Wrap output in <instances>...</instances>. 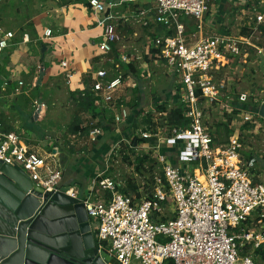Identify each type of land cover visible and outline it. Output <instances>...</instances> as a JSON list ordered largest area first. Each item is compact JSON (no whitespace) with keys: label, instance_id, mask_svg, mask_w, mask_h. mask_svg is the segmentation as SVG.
Masks as SVG:
<instances>
[{"label":"built area","instance_id":"1","mask_svg":"<svg viewBox=\"0 0 264 264\" xmlns=\"http://www.w3.org/2000/svg\"><path fill=\"white\" fill-rule=\"evenodd\" d=\"M86 1L102 15L104 23L98 47L106 65L94 72L90 85L95 106L100 111L110 110L115 126L127 122L131 107L122 92L125 88L132 91L138 82L130 72L125 77L123 65L133 62L142 77L147 76L149 63L162 64L176 78L174 92L189 120L187 125H171L167 111H157L163 118L164 135L152 113V122L145 126L150 128H140V132L113 143L109 160L126 144L137 155H148L154 162L152 169L149 162L145 163L142 171L151 172L143 183H137V191L123 192L127 183L107 175L108 166L96 174L88 194L81 199L89 218L95 221L94 235L100 248L122 264H264L259 252L264 251V181L258 172L259 158L264 156L247 158L239 135L216 141V126L214 120L210 121L216 108L224 110L221 120H227L224 114L234 111V102L248 100L247 92L233 95L229 91L228 76L223 78V72L233 68L231 62L237 59L246 62L253 54L264 57V10L256 12L264 0L250 6L247 33L217 31L203 35L187 33L180 17H194L200 30L209 0H152L150 8L139 11V22L163 24L174 33L152 36L143 56L128 50L131 47L118 28L119 16L109 10L112 3ZM51 35L52 29L46 28L44 36ZM15 38V31L0 26V54L13 46ZM24 39L29 40L27 33ZM67 63L61 62L64 67ZM167 102L170 107L172 102ZM84 114L83 118L89 119H84V124L90 125L88 134L71 136L95 143L105 132L99 120L106 116ZM241 115L255 126L254 116L260 117L259 110ZM137 137L147 140L139 142ZM179 143L184 146L176 163L164 146ZM60 155L58 144L45 153L31 148L20 131L4 130L0 119V159L21 166L44 191L54 193L64 185ZM97 187L110 194L97 198ZM66 192L79 197L74 186Z\"/></svg>","mask_w":264,"mask_h":264},{"label":"crops","instance_id":"2","mask_svg":"<svg viewBox=\"0 0 264 264\" xmlns=\"http://www.w3.org/2000/svg\"><path fill=\"white\" fill-rule=\"evenodd\" d=\"M8 1H11L14 5L13 7L9 6L10 10H8L15 17V21L18 20V27L13 30L16 33L13 45L23 46L25 65L20 64L16 68L7 70L8 74L0 88V119L5 124L13 127L10 131H20L31 148L45 153L52 149L54 145L61 144L60 136H57L60 127V117L57 116L58 111L54 109L49 114L50 125L47 126L48 130L45 135V138L48 139L47 142H44L45 140L41 136H37V132L33 128L23 122L21 112H19L22 110L15 108L14 98L17 95H22L24 97L22 104L25 103V107L33 110H31V120L40 121L44 120L46 111L43 112V110H46L48 106L42 98H29V94L34 88H38L39 85L43 84L52 87L53 79L65 80L69 92L78 93L86 87H90L94 72L106 65L98 47L102 38L104 23L101 19L102 15L90 7L86 0ZM104 1L112 3L108 4V7L111 13H117L119 16L116 18L119 24L118 28L124 36L128 34V37L131 38L130 42L127 41L129 44L125 43L131 48L135 47L138 44L137 40L140 38V32L137 25H135V23H139V11L150 8L152 0ZM254 4H256L255 0H209V11L204 17L202 28L191 30V27L187 24L186 32H195L197 35L217 31L235 34L234 29L238 24H241L239 33H242V29L247 27L250 21L251 11L249 8L252 10L250 6ZM259 4L260 2L256 5ZM144 27L148 31L145 32L143 43L145 47L152 36L164 33L165 30H157L158 24L153 21H150L148 25H144ZM46 28L52 29V35L49 38L44 36ZM23 29L24 32H22ZM17 32L19 35H17ZM24 33L28 34L29 40L24 39ZM262 42L264 43V40ZM45 43L47 48L43 50ZM63 60L68 62L65 67L61 64ZM231 66L237 68V62L234 61ZM42 67L44 68V76L42 81L39 82ZM6 81H8L7 84H5ZM19 81H23V84L19 85ZM17 87L19 91H16ZM132 92L134 91L132 90ZM84 115L82 113V117ZM58 140L59 142H55ZM182 146H184L182 143L175 146L166 145L164 150L172 156L174 162L179 163L178 159L179 154L182 152ZM63 154L68 155L63 150L61 151L60 159L65 170L72 165L70 167L74 168L75 171H64L62 183L74 187L81 184L84 187L83 192L80 188H76L79 191V197L84 198L88 194L96 174L102 171H99L100 168L97 171H82V168L78 167L79 162H72V164L69 160L64 161ZM106 174L110 175V173ZM136 183L139 184L137 181ZM94 194L97 198L108 195L107 192L98 187L95 189ZM90 222L94 231L95 221L90 218ZM95 239L97 241L96 237Z\"/></svg>","mask_w":264,"mask_h":264},{"label":"rangeland","instance_id":"3","mask_svg":"<svg viewBox=\"0 0 264 264\" xmlns=\"http://www.w3.org/2000/svg\"><path fill=\"white\" fill-rule=\"evenodd\" d=\"M4 1L6 0H0V7L4 5ZM0 9L2 13L0 17V26L12 30L17 29L18 20L15 21V17L11 15L9 7L6 8L3 6V8ZM257 10H264V4L262 5V7L258 6L256 12ZM183 16H185V20L187 23H189V26L193 27L191 24V22L194 21L193 18H190L191 16ZM135 25H137V29L140 32V38L137 40L138 44L135 46L136 48L132 47L128 50L133 53L141 54L143 56L146 49L145 46H143V43L145 41V32L148 31L141 22L135 23ZM241 26V24H238V26H236V28L234 29L235 34H238L240 32ZM17 35H19L18 32ZM128 36L129 35L126 34L124 38V41L127 44H129L128 42H130L131 39ZM24 55L25 52L22 45H13L12 47L7 48L3 53L0 54V88L4 84L5 78L8 74L7 70H11L12 68H16L20 64H24ZM236 62L238 67L230 68L227 71L223 72V78H226V76H228V81H226V84L228 85L229 91L233 95L243 91L248 93V100L245 103L247 107H242L241 110V114H243L245 111H252L253 105H255L256 103L258 105L260 104V106L263 103L264 57L260 56L259 59L253 54L247 58L246 62L241 59L239 61L237 59ZM139 76L140 75L135 77ZM147 76L141 77L142 88L140 91V96L138 98V101L140 103L138 107L140 108L131 105V101H133L134 96L138 93L135 94L127 88H125L122 92V97H125V99H127V102L129 101V105H127L131 107V114H134L133 108H135L137 111L142 109V112L137 115L138 126L136 128H132L130 126L131 120L134 117L133 114L130 120L128 119L127 122L115 126L112 120L113 118L111 119L110 117L111 111L109 110L107 113L108 116H106L104 119L105 126L109 127V129L105 130L104 134H102L98 141L95 143H87L86 138H73L71 136L72 134L70 133L69 126L73 121L74 115L76 113L77 102L75 96L72 95L66 88L67 84L65 80L53 79L52 87H50L51 85L48 86L46 84H43L39 85L38 88H34L30 92L29 98L32 99L34 97H39L47 103L48 107L46 108V110H43V112L46 111V116L44 117V120H31L32 109L30 110L29 108L25 107V103L22 104V99L24 98L22 95L15 96V102L13 103L17 110H22L19 112H21L23 122H25L27 126L33 128V130L37 132L36 135L39 137L41 136L45 140L44 142H47L48 139L45 138V135L47 134L48 130L47 126L50 125L49 114H51L54 109L58 111L57 116L60 117V127L59 131H57V136H60L59 140L61 141L59 147L60 151L63 150L69 156L68 157L63 154L64 161L69 160L70 163L79 162L78 167H81L82 171H97L98 168L102 170L108 166L109 169L108 171H106V173H110V175H112L113 177L116 176L115 178L117 179H120L126 183L129 179H133L139 183H143L145 181V176L148 174V171H137L136 163L134 162L135 157L137 155L135 152L133 153L131 149L126 148L124 150V153H122V151L120 150L123 147L122 145V147L116 152L114 156H112V158L109 157L110 160L107 159V156L109 150L111 149V146L116 140L122 137H126L131 132V130L133 131V133H135L136 131L140 132V128L147 126V123L143 121L144 116L147 113H154L153 115L157 117V119L159 120V124L162 126L163 130L161 134H165V129L163 128V118L162 116L159 117L158 112L156 110L157 108L155 106V102L157 100H169V102L175 100L178 95L177 92H174L176 91L174 86L176 83V78L175 76H172L167 72V69L164 65H155L153 63H149V70L147 72ZM135 79L138 81L137 78ZM239 104H241V102H237V105ZM223 112L224 110L218 107L214 110V114L211 113L210 121L213 122L214 120V126L217 122H221ZM241 114L235 115L232 119L230 123V127H232L231 134L239 135L245 145L246 155L250 152H253V154L264 156V118L260 115L259 116L262 118L255 115L253 120H256V126L252 128H243L246 120ZM224 117L227 118V115L224 114ZM84 119L86 122L89 121L88 118ZM228 134L230 133H227L225 137ZM220 136L222 137V135ZM124 154L130 156V159L133 161L132 164L128 160L124 159ZM107 160L109 162H107ZM70 166H68V169H66L65 171H75L74 168ZM258 166L260 169V171H258L260 173L259 179L261 181H264V158H259ZM75 186L78 189L80 188L82 192L84 191V187L81 186V184Z\"/></svg>","mask_w":264,"mask_h":264},{"label":"water","instance_id":"4","mask_svg":"<svg viewBox=\"0 0 264 264\" xmlns=\"http://www.w3.org/2000/svg\"><path fill=\"white\" fill-rule=\"evenodd\" d=\"M43 76L42 67L39 82ZM68 189L44 191L21 166L0 159V264H122L100 248L84 201Z\"/></svg>","mask_w":264,"mask_h":264},{"label":"trees","instance_id":"5","mask_svg":"<svg viewBox=\"0 0 264 264\" xmlns=\"http://www.w3.org/2000/svg\"><path fill=\"white\" fill-rule=\"evenodd\" d=\"M256 1V4H258L260 2V0H255ZM4 5L2 3V5L4 7H13L14 5H12L11 1H4ZM3 6H1L0 8H3ZM1 10V9H0ZM1 11H0V17H1ZM189 17V16H187ZM192 17V16H191ZM190 17V18H191ZM180 19L185 23V25L189 24L186 22L185 20V16L181 15ZM193 22H191L192 26L191 27V30H194L197 27V20L193 17ZM189 26V25H188ZM159 31H163L166 32L167 34H171V33H174V30L173 29H168L165 25L163 24H158V27H157ZM262 28L264 30V25H262ZM24 32V29L23 31ZM248 32V28L247 27H244L242 29V33H247ZM123 69H124V72H125V77L127 76V74H129V72L131 74H133L134 76H138L140 75V71L139 69L136 67V65L132 62V63H129L127 65H123ZM138 79V84L136 87H134L132 90L134 91V93H138L134 96L133 98V101L131 102L132 106H136L137 108H140L138 107L139 106V101H138V98L140 96V91H141V88H142V85H141V76L139 77H135ZM72 95L75 96L76 98V102H77V110H76V113L74 115V118H73V121L71 122L70 126H69V129H70V133L71 134H76L78 132H81L83 135H87L88 134V131L90 129V125H85L84 124V118L82 117V113H90L93 117H97L98 115H102L103 116H107V113H108V110H103V111H100L96 106H95V98L94 96L92 95V92L90 90V87H86L83 91H79L78 93H75V92H70ZM138 95V96H137ZM237 96V95H236ZM234 104L237 105L236 102H234ZM155 106H156V110L157 111H167V119L169 121V123L171 125H176V124H179V125H187L189 120L184 117V105L183 103L178 100V97L175 98L174 101H172V105L169 107V104L167 101H160V100H157L155 102ZM237 108H234V111L232 113H225L227 115V120H221V122H217L216 123V132L218 134L217 138H216V141H225V140H228L229 137L232 135V127H230V123L232 121V119L234 118L235 115H237L238 113L241 112L242 110V107H247V105L245 103H241L239 105L236 106ZM259 107H260V104L258 105L257 103L255 105H253V108H252V111H258L259 110ZM133 111H134V117L133 119L131 120V124L130 126L132 128H136L138 125V120H137V115L142 112V109H140L139 111H137L135 108H133ZM132 114L130 115L129 117V120L130 118L132 117ZM111 119L113 118L112 115H110ZM262 118V117H260ZM104 119L105 118H100L99 120V125H102L104 127L105 130H108L109 127L105 126V123H104ZM152 119H153V116H152V112L151 113H147L145 116H144V119L143 121L147 123V125H149L151 122H152ZM3 121V120H2ZM3 124H4V130L6 131H10L12 130L13 127L7 125L4 123L3 121ZM255 124L252 123V122H245V125L243 128H246V127H254ZM147 128H150L149 126L148 127H144V129H147ZM133 133V131L131 130V132L126 136V137H130L131 134ZM227 133H230L228 134L226 137L225 135ZM222 135V137L220 136ZM138 141L139 142H142V141H145L147 140V138H138ZM151 140L154 142L155 141V138H151ZM133 143H134V140H133ZM128 149L127 145L126 144H123V147L121 149L122 153H124V150L125 149ZM131 151L134 153L135 151L133 149H131ZM244 154L246 155V153L244 152ZM253 154V152H250L246 155L247 158L251 157ZM124 159L128 160L131 164L133 163V161L130 159V156L127 155V154H124ZM134 162L136 163V169L137 171H142L143 168H145V163L149 162V167L150 169H152V164H153V159L150 158L148 155H143V156H140V155H136L135 157V160ZM151 171H148V173H150ZM72 185V184H71ZM138 184L136 183L135 180L133 179H129L127 181V187H124L122 188L121 190L123 192H128L129 190H132V191H137L138 189ZM108 195L110 194V192L108 191L107 192ZM259 252H261V256L262 258H264V251L260 250L259 249Z\"/></svg>","mask_w":264,"mask_h":264}]
</instances>
